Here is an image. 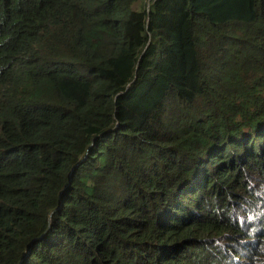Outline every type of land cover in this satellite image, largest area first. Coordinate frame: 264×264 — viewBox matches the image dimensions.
Segmentation results:
<instances>
[{
	"label": "trees",
	"instance_id": "1",
	"mask_svg": "<svg viewBox=\"0 0 264 264\" xmlns=\"http://www.w3.org/2000/svg\"><path fill=\"white\" fill-rule=\"evenodd\" d=\"M0 264H264V0H0Z\"/></svg>",
	"mask_w": 264,
	"mask_h": 264
}]
</instances>
